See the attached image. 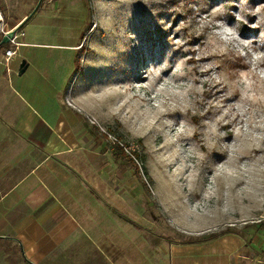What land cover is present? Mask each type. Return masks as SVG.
Here are the masks:
<instances>
[{
    "label": "rangeland",
    "instance_id": "rangeland-1",
    "mask_svg": "<svg viewBox=\"0 0 264 264\" xmlns=\"http://www.w3.org/2000/svg\"><path fill=\"white\" fill-rule=\"evenodd\" d=\"M23 21L0 55L20 32L43 71L75 54L69 88L137 153L123 166L156 243L241 236L245 264H264V0H0V43ZM0 264L29 263L0 238Z\"/></svg>",
    "mask_w": 264,
    "mask_h": 264
},
{
    "label": "crops",
    "instance_id": "crops-1",
    "mask_svg": "<svg viewBox=\"0 0 264 264\" xmlns=\"http://www.w3.org/2000/svg\"><path fill=\"white\" fill-rule=\"evenodd\" d=\"M35 35L20 32L7 64L0 55V238L15 241L29 264L248 262L241 236L156 243L121 151L85 119L69 88L75 54L66 72L43 71L28 52Z\"/></svg>",
    "mask_w": 264,
    "mask_h": 264
},
{
    "label": "built area",
    "instance_id": "built-area-1",
    "mask_svg": "<svg viewBox=\"0 0 264 264\" xmlns=\"http://www.w3.org/2000/svg\"><path fill=\"white\" fill-rule=\"evenodd\" d=\"M15 38H16V35H15V37L11 40V42H15ZM16 53H17V52H16L15 49L10 48V49L6 50L5 56H6L7 59H9V58H11L12 56L16 55ZM110 137H111V136H110ZM116 141H117V142H116ZM112 144H113L114 146H116V144H119V145L124 149V151H125L127 154H129V155L135 160V162L138 164L137 156H136L133 152L129 151V150L125 147L124 144L119 143V141L116 140V139H114V140L112 141Z\"/></svg>",
    "mask_w": 264,
    "mask_h": 264
},
{
    "label": "water",
    "instance_id": "water-1",
    "mask_svg": "<svg viewBox=\"0 0 264 264\" xmlns=\"http://www.w3.org/2000/svg\"><path fill=\"white\" fill-rule=\"evenodd\" d=\"M34 13H35V11L33 12V14H34ZM33 14H32V15H33ZM24 23H25V21H23L18 27L14 28L13 30L8 31V32L4 35V37H3V39H2V41H1V43H0V45H1V44H4V43H8V42H10V41L15 37L16 32L19 30V28H20Z\"/></svg>",
    "mask_w": 264,
    "mask_h": 264
},
{
    "label": "trees",
    "instance_id": "trees-1",
    "mask_svg": "<svg viewBox=\"0 0 264 264\" xmlns=\"http://www.w3.org/2000/svg\"><path fill=\"white\" fill-rule=\"evenodd\" d=\"M115 147H116L117 150L121 151L122 155H123L125 158H128L129 161L132 162L137 168L139 167L138 164L135 162V160H134L129 154H127V153L124 151V149H123L119 144H116ZM134 154L137 156V153H136V152H135ZM20 252H21V250H20ZM21 255H22V252H21ZM22 257H23V255H22Z\"/></svg>",
    "mask_w": 264,
    "mask_h": 264
},
{
    "label": "clouds",
    "instance_id": "clouds-1",
    "mask_svg": "<svg viewBox=\"0 0 264 264\" xmlns=\"http://www.w3.org/2000/svg\"><path fill=\"white\" fill-rule=\"evenodd\" d=\"M226 31H228V29H226Z\"/></svg>",
    "mask_w": 264,
    "mask_h": 264
},
{
    "label": "bare ground",
    "instance_id": "bare-ground-1",
    "mask_svg": "<svg viewBox=\"0 0 264 264\" xmlns=\"http://www.w3.org/2000/svg\"><path fill=\"white\" fill-rule=\"evenodd\" d=\"M249 156V155H248Z\"/></svg>",
    "mask_w": 264,
    "mask_h": 264
}]
</instances>
